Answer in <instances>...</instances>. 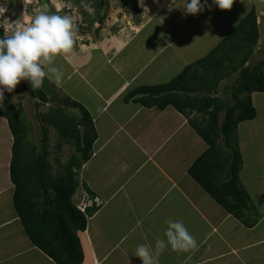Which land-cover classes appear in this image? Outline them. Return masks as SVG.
Listing matches in <instances>:
<instances>
[{
	"label": "crops",
	"instance_id": "obj_1",
	"mask_svg": "<svg viewBox=\"0 0 264 264\" xmlns=\"http://www.w3.org/2000/svg\"><path fill=\"white\" fill-rule=\"evenodd\" d=\"M164 1L147 5L153 19L139 14L141 24L147 23L134 39L127 41L120 35L108 42L93 41L90 47L81 43L61 57L66 65L74 59L78 64L69 65L66 80L56 87L83 103L98 133L81 180L105 201L88 218L87 229L78 232L82 264H143L135 249L139 244L154 247L169 220H182L204 248L196 253L198 260L191 261V250L178 252L169 246L160 264H264V92L251 96L255 119L237 128L243 157L240 180L251 198L248 217L257 221L251 228L189 175V168L208 145L188 120L174 107L146 108L123 98L136 87L171 81L180 70L205 57L253 9L263 38L264 0H240V5L235 0L230 10L220 9L213 0H201L204 10L195 15L186 14L185 0L166 9ZM95 52L98 57H93ZM253 60L264 61V46ZM145 75L148 80L161 75L164 79L140 82ZM2 157L0 264H56L25 233L13 207L10 152L8 159Z\"/></svg>",
	"mask_w": 264,
	"mask_h": 264
},
{
	"label": "trees",
	"instance_id": "obj_2",
	"mask_svg": "<svg viewBox=\"0 0 264 264\" xmlns=\"http://www.w3.org/2000/svg\"><path fill=\"white\" fill-rule=\"evenodd\" d=\"M106 1L87 0L85 3H91L94 10L93 16L85 18L90 29L97 19L104 21L102 11L107 6ZM124 4L131 7L133 16L137 17L140 13L138 0L132 3L124 0ZM16 9L20 12L17 6ZM257 17L253 9L205 57L186 66L171 81L139 86L123 97L126 103L146 108L165 110L174 107L188 120L208 145L189 168V175L220 206L249 228L254 227L257 221L248 217L251 198L240 180L243 157L237 128L240 123L255 119L257 113L251 96L264 92V61L250 64L258 46L259 50L264 46V42H260ZM116 27L120 31L123 23ZM227 79L229 83L222 90L226 93L231 91L233 105L227 98L217 97L221 82ZM49 81L46 78L39 89H32L28 81L23 85L29 98L51 104L57 99L49 97V94L55 95L56 90L47 87ZM58 102L78 109L81 114L80 117L74 116L58 104L42 116L44 123L52 125L75 147L76 153L66 164L65 172L58 175L52 174L48 160V129H42V138L38 142L40 136L28 128L26 117L15 114L14 109L0 107V117L7 120L14 139L10 165V179L14 185L13 207L34 246L56 264H82L83 250L77 232L87 229L88 217L98 209L89 208L87 217L76 208L73 198L79 183L75 180L77 174L74 169L81 171L91 160L98 133L91 113L81 103L70 96ZM194 113L204 114V118L201 117L200 121L192 119ZM83 188L93 194L84 184Z\"/></svg>",
	"mask_w": 264,
	"mask_h": 264
},
{
	"label": "rangeland",
	"instance_id": "obj_3",
	"mask_svg": "<svg viewBox=\"0 0 264 264\" xmlns=\"http://www.w3.org/2000/svg\"><path fill=\"white\" fill-rule=\"evenodd\" d=\"M11 1L13 3H11ZM149 1V2H148ZM156 0H138V7L140 10V13L142 14V18L145 19L148 16L151 17V19L154 18L153 15H151V8L147 7V5L151 2H154ZM179 0H165L164 2V9L168 7V5H171V7H175V4ZM237 5H240V0H236ZM252 1V0H249ZM2 5L4 6V9L6 11L12 12L14 11L16 16L12 15L9 17L8 20L7 16L4 18H0V36L2 35H11L12 31L15 30L16 28H22L25 26L32 17H34L36 14H38L41 11H47L50 13H58V14H69L71 15L78 28L81 30L77 33V40H76V45L74 49L77 48L81 43L84 45H88L89 47L91 46L92 42L94 41L95 43L104 40V41H111L115 39L116 37L120 36L123 39H128L133 38L138 36L140 34V31L142 30V26L144 27V24H141V20H139V14L137 17L133 16L134 12L131 7H127L124 4V0H107V6L104 7V10L102 11V15L105 14V19L102 22H99V19H97V22L95 26L90 29L86 23L85 18L86 17H91L94 14L93 6L90 4H85L87 0H0ZM132 3L133 0H130ZM176 2V3H174ZM131 5V4H130ZM16 6L18 9H20V12H17ZM132 6V5H131ZM179 7V6H178ZM177 12V11H176ZM2 15V14H1ZM120 19V20H119ZM135 19H137L135 21ZM150 20V18H149ZM118 21L123 23V28L118 31V28L116 27L119 25ZM142 25V26H141ZM262 37V36H261ZM264 38V35H263ZM263 38L260 40L262 43L264 42ZM100 44H105V43H100ZM262 47V45H261ZM107 48V46H105ZM260 47L256 49L259 51ZM256 51L254 58L256 55H258V52ZM93 57H98L99 53L95 52L92 53ZM74 61L69 63L68 65L64 64V61L61 57H57L55 61L56 66H63V70L65 72V77L63 81L66 80L68 74L70 73V66L69 65H74ZM258 62V60H252L250 62L251 65H254ZM78 64V63H77ZM176 67H179V65ZM184 69V68H183ZM182 69V70H183ZM180 70L179 74L182 72ZM170 72V71H169ZM148 75H145L140 78V82H157L161 79H164L163 75H161V78H158L156 76H153L147 79ZM163 77V78H162ZM70 79V78H68ZM25 81H21V83L16 87V89L13 92H7L5 91L4 93V100L0 102V107L3 109L9 108V109H14L15 114L19 113L21 117H26L27 118V125L29 126L28 128H31L33 133H37L40 137L38 139V142L41 141L42 138V129L46 128L48 129V136H49V162L52 165V174L53 175H58L62 174L65 172V166L68 163L69 159L71 158L75 151V147L72 146L69 142H67L66 139H63L60 133L52 126L44 123L42 116L47 115L52 107L57 106L60 104V107L62 106L65 107V105L61 104L58 102V100H64L65 97L68 95L65 94L64 91H58V86L54 81H49V84L46 83L47 87H51L53 90H55L54 94L57 95H50L47 91V94H49V97L51 99L56 98L57 100L53 101L51 104H43L39 100L31 99L29 98L25 88H24V83ZM229 83V79L224 80L220 84V91L217 97H220L222 99L227 98V100L231 103V105L234 104L233 98L230 96L231 91H228V93L225 92V90H222L223 86L227 85ZM55 88H53L51 85ZM43 87V86H42ZM81 104H83L81 102ZM66 110L73 114L74 116H81L80 111L78 109L71 108L70 106L65 107ZM64 108V109H65ZM210 111L212 110V107L209 109ZM13 112V113H14ZM201 117L204 118V114H198L194 113L191 118L192 119H197L201 120ZM41 133V134H40ZM30 138V136H29ZM36 138V137H35ZM31 141V138H30ZM7 143V145H6ZM14 144V139L12 138V135H10V130L8 127V122L7 120L0 118V156L2 157L3 154L7 155L10 152V160H11V148ZM6 151V152H5ZM240 153H241V148H240ZM242 154V153H241ZM3 158V157H2ZM9 161V160H8ZM10 162V161H9ZM251 168H254L253 166ZM76 172L77 176L75 177V180L79 183L77 188H76V196L74 195L73 201L74 204L80 206L86 202V199H82V201L79 200V195L81 192H78L79 190L82 189L83 184L81 183V176L83 175L82 171H79L74 169ZM241 172V171H240ZM5 176V175H2ZM244 179H247L244 177ZM250 180V178H248ZM245 184V183H244ZM260 185V183H259ZM249 189L250 186H249ZM258 189L255 188V192H257ZM91 196H95L92 194ZM105 204V201L102 199L99 209L103 207ZM81 209L85 211L86 206H82ZM79 211H81L79 209ZM22 224V223H21ZM78 235V232H77ZM204 248L203 244L200 243L199 246L191 250L190 255L192 256L191 261H197L198 258L196 257V253L199 252ZM209 248L207 247V250ZM194 259V260H193Z\"/></svg>",
	"mask_w": 264,
	"mask_h": 264
},
{
	"label": "clouds",
	"instance_id": "obj_4",
	"mask_svg": "<svg viewBox=\"0 0 264 264\" xmlns=\"http://www.w3.org/2000/svg\"><path fill=\"white\" fill-rule=\"evenodd\" d=\"M234 2L235 0H213L222 10H230ZM2 6L4 8L5 5ZM183 8L186 14L195 15L204 10V5L201 0H185ZM4 11V14L0 12V18L7 16L8 20L11 14L5 9ZM77 33L78 26L71 15L41 11L25 26L13 30L11 35L0 36V102L4 100L5 91L13 92L21 81L30 82L32 89L42 87L46 78L57 85L61 84L65 72L63 66L55 65V61L57 57H67L73 52ZM11 161L12 148L9 166ZM82 190L85 189L82 187L78 192ZM75 206L77 208V202ZM93 208L99 210V206ZM88 210L84 213L86 216ZM169 246L174 251L188 252L198 247V241L182 220H169L163 237L156 240L155 246L139 244L134 255L143 264H160L159 258Z\"/></svg>",
	"mask_w": 264,
	"mask_h": 264
},
{
	"label": "built area",
	"instance_id": "obj_5",
	"mask_svg": "<svg viewBox=\"0 0 264 264\" xmlns=\"http://www.w3.org/2000/svg\"><path fill=\"white\" fill-rule=\"evenodd\" d=\"M0 12H2V14H4V12H5V11H4V8H3L2 5H0ZM8 14H9V11H8ZM10 14L12 15V18H13V16L15 15V12L12 11V12H10ZM82 199H86V202H85L84 204H82V205L80 206V208H79V206L77 205V208H78V210L80 209L81 212H83V213H86L87 209H89V208H93V207H95V206H99L100 203H101V201H102V199H100L99 197L91 196V195H90L89 193H87L85 190H82V191H81V193H80V195H79V200H78V202H79L80 200L82 201ZM82 206H86L85 211H83V210L81 209Z\"/></svg>",
	"mask_w": 264,
	"mask_h": 264
}]
</instances>
